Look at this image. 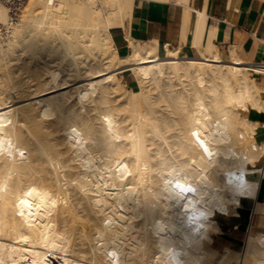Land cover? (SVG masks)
Segmentation results:
<instances>
[{
    "label": "bare ground",
    "instance_id": "obj_1",
    "mask_svg": "<svg viewBox=\"0 0 264 264\" xmlns=\"http://www.w3.org/2000/svg\"><path fill=\"white\" fill-rule=\"evenodd\" d=\"M133 2L27 0L0 40V264H264V122L247 115L264 87L211 44L204 74L156 40L119 54ZM243 199L237 251L218 237Z\"/></svg>",
    "mask_w": 264,
    "mask_h": 264
},
{
    "label": "crops",
    "instance_id": "obj_2",
    "mask_svg": "<svg viewBox=\"0 0 264 264\" xmlns=\"http://www.w3.org/2000/svg\"><path fill=\"white\" fill-rule=\"evenodd\" d=\"M132 11L124 27L111 31L119 54H129L128 36L139 42L156 40L161 46H169L180 56L194 60L198 73L204 74L207 63L196 44L200 42L203 48L211 44L217 47L221 60L234 78H237L235 61H239L256 85L264 87V0H134ZM120 71L119 75L126 72L131 75L129 67ZM254 74L263 77L262 84L252 76ZM125 83L126 88L136 90L135 79H125ZM247 115L250 120L264 122V113L251 109ZM253 203L243 199L238 208L239 217L221 219L222 232L218 239L233 250L242 249Z\"/></svg>",
    "mask_w": 264,
    "mask_h": 264
},
{
    "label": "built area",
    "instance_id": "obj_3",
    "mask_svg": "<svg viewBox=\"0 0 264 264\" xmlns=\"http://www.w3.org/2000/svg\"><path fill=\"white\" fill-rule=\"evenodd\" d=\"M26 1L27 0H0V5L7 7L9 11V20L7 24L0 25V40L7 39V37L11 34L12 28L19 20V11ZM252 223L253 219L251 216L247 234L249 233Z\"/></svg>",
    "mask_w": 264,
    "mask_h": 264
},
{
    "label": "rangeland",
    "instance_id": "obj_4",
    "mask_svg": "<svg viewBox=\"0 0 264 264\" xmlns=\"http://www.w3.org/2000/svg\"><path fill=\"white\" fill-rule=\"evenodd\" d=\"M119 75V74H118ZM121 78H122V83L123 84H125L124 82H125V79H128V80H131L132 78L134 79V77L133 76H131L130 75V73L129 72H126V73H124V74H122V75H119ZM254 78H256L257 79V82L259 83V84H262L263 83V77L262 76H260V75H256V74H254V75H252ZM124 77V78H123ZM138 88H136V90H137ZM240 251V250H239Z\"/></svg>",
    "mask_w": 264,
    "mask_h": 264
}]
</instances>
